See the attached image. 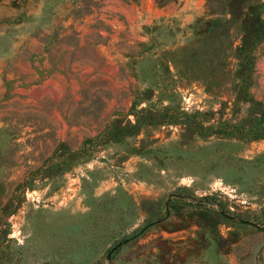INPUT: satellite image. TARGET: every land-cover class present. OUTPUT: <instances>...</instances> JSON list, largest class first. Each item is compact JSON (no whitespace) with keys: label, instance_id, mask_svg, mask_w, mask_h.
<instances>
[{"label":"rangeland","instance_id":"rangeland-1","mask_svg":"<svg viewBox=\"0 0 264 264\" xmlns=\"http://www.w3.org/2000/svg\"><path fill=\"white\" fill-rule=\"evenodd\" d=\"M244 9L0 0V264H264V34L243 39Z\"/></svg>","mask_w":264,"mask_h":264},{"label":"trees","instance_id":"trees-1","mask_svg":"<svg viewBox=\"0 0 264 264\" xmlns=\"http://www.w3.org/2000/svg\"><path fill=\"white\" fill-rule=\"evenodd\" d=\"M240 10L245 7V9L241 12L242 14V20L241 25L243 27V39H252L253 41L260 38L264 34V22L259 19L257 15H252L254 13L253 4L246 5V0H239ZM249 8V9H248ZM247 9V11H246ZM226 22V20L224 21ZM222 26H224L223 32L225 33V36L228 35L229 37V29L228 26L222 23ZM244 42V41H243ZM229 44V42H228ZM146 110V107H141V112ZM136 123V122H135ZM132 128H135L137 124H131ZM206 211H212L214 213H219L220 211L218 209L205 207Z\"/></svg>","mask_w":264,"mask_h":264}]
</instances>
